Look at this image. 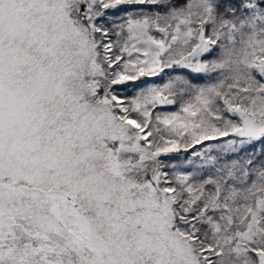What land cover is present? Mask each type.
Masks as SVG:
<instances>
[{
	"label": "snow or ice",
	"instance_id": "1",
	"mask_svg": "<svg viewBox=\"0 0 264 264\" xmlns=\"http://www.w3.org/2000/svg\"><path fill=\"white\" fill-rule=\"evenodd\" d=\"M0 264H264V0H0Z\"/></svg>",
	"mask_w": 264,
	"mask_h": 264
}]
</instances>
